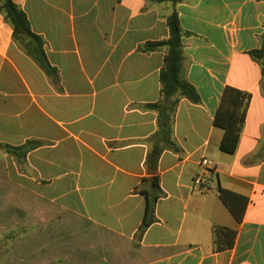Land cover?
Instances as JSON below:
<instances>
[{"label": "crops", "instance_id": "0c3cea01", "mask_svg": "<svg viewBox=\"0 0 264 264\" xmlns=\"http://www.w3.org/2000/svg\"><path fill=\"white\" fill-rule=\"evenodd\" d=\"M12 1L52 70L0 15V143L30 147L18 158L0 149V264H264V93L249 54L261 46L264 0ZM173 12L200 102L177 103L180 150L160 155L163 193L140 235L158 130L147 104L162 98L166 53L147 44L168 39ZM227 86L250 94L233 154L213 124Z\"/></svg>", "mask_w": 264, "mask_h": 264}, {"label": "trees", "instance_id": "16d2710c", "mask_svg": "<svg viewBox=\"0 0 264 264\" xmlns=\"http://www.w3.org/2000/svg\"><path fill=\"white\" fill-rule=\"evenodd\" d=\"M171 1L177 3L179 0ZM0 15L12 28L13 41L46 74L50 75L52 68L44 53V42L40 36L32 32L26 14L12 0H0ZM167 25L169 28L168 39L147 44L150 48L165 47L166 53L159 76L162 98L158 102L147 104L148 108L158 113V130L156 131L155 140L152 142L145 161L148 177L144 178L142 182L148 183L153 190V194L149 195L145 193L147 202L143 221L139 228L140 235L155 221L154 206L163 193L159 187V177L157 175L160 155L164 150L176 152L180 150L173 136V121L177 103L182 97L192 103L200 102L195 88L184 77V56L181 44L182 30L176 12H173L167 18ZM249 54L260 66L261 88L264 93V33L261 37L260 48L250 51ZM249 100L250 94L248 92L230 86L224 89L213 119L214 126L223 131V136L219 143L220 151L227 154H233L236 151ZM29 148L27 145L13 147L0 143V149L16 158L19 156L25 157ZM228 194L229 192L227 190L220 191V197L225 205L237 216L228 199ZM220 230L222 228L215 227L214 235L217 236ZM230 245L228 244V246Z\"/></svg>", "mask_w": 264, "mask_h": 264}, {"label": "built area", "instance_id": "2783aa9c", "mask_svg": "<svg viewBox=\"0 0 264 264\" xmlns=\"http://www.w3.org/2000/svg\"><path fill=\"white\" fill-rule=\"evenodd\" d=\"M200 165L204 168L205 172H209L214 169V161L209 158H202L200 160ZM194 183L198 186H204L206 184V180L199 176L195 179Z\"/></svg>", "mask_w": 264, "mask_h": 264}]
</instances>
